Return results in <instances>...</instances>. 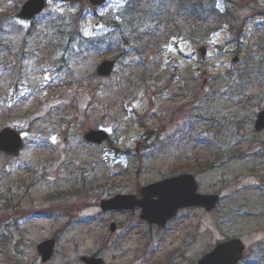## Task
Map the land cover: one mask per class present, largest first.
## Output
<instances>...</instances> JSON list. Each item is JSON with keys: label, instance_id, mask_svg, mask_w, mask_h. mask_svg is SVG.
Returning a JSON list of instances; mask_svg holds the SVG:
<instances>
[{"label": "rangeland", "instance_id": "obj_1", "mask_svg": "<svg viewBox=\"0 0 264 264\" xmlns=\"http://www.w3.org/2000/svg\"><path fill=\"white\" fill-rule=\"evenodd\" d=\"M24 1L0 0V130L24 141L17 157L0 154V264H189L231 237L245 245L239 264H264V131L253 130L264 0H199L202 21L183 0H47L23 21ZM227 12L232 25L219 27ZM112 58L114 74L97 77ZM89 129L109 140L85 144ZM184 171L220 196L212 212L182 211L159 231L137 211L99 209ZM50 238L42 263L36 246Z\"/></svg>", "mask_w": 264, "mask_h": 264}, {"label": "water", "instance_id": "obj_2", "mask_svg": "<svg viewBox=\"0 0 264 264\" xmlns=\"http://www.w3.org/2000/svg\"><path fill=\"white\" fill-rule=\"evenodd\" d=\"M92 6H98L105 0H88ZM44 7V0H28L23 4L18 17L21 19H31L39 14ZM201 59H204L205 48L198 50ZM114 61H104L97 67L96 73L100 77L110 76L113 70ZM256 131L264 129V110L259 112L254 122ZM87 142L101 144L107 139V135L101 130H90L84 135ZM20 134L10 128L0 131V152L8 156H17L23 148ZM197 184L193 176L188 174L172 177L139 190L141 198L134 195H117L110 199L103 200L100 208L103 211H127L140 208L139 218L148 224H156L163 227L167 220L175 216L176 212L182 208L201 207L210 211L218 201L216 195H201L197 193ZM113 232L114 224L110 227ZM55 242L51 240L43 241L37 246V251L42 262L50 259ZM244 247L237 239H232L224 243L217 244L215 248L197 262V264H236L241 257ZM85 264H103L95 257H82L80 259Z\"/></svg>", "mask_w": 264, "mask_h": 264}, {"label": "trees", "instance_id": "obj_3", "mask_svg": "<svg viewBox=\"0 0 264 264\" xmlns=\"http://www.w3.org/2000/svg\"><path fill=\"white\" fill-rule=\"evenodd\" d=\"M197 2H198V0H197ZM182 5L180 6V8H181V11L182 12H188V7H189V3H188V0H183V1H181L180 2ZM196 5H198V3H196ZM195 5V7H193L194 8V10H190V12H188V14L189 13H194V14H191L192 15V17L194 18V19H198V14H197V12L195 11V9H197L198 7ZM188 16V15H187ZM217 17L219 18V22L220 23H222V21H224V20H222V17L223 16H221V15H217ZM115 23V22H114ZM220 25V24H219ZM115 26H118V24H116L115 23ZM119 27V26H118Z\"/></svg>", "mask_w": 264, "mask_h": 264}, {"label": "flooded vegetation", "instance_id": "obj_4", "mask_svg": "<svg viewBox=\"0 0 264 264\" xmlns=\"http://www.w3.org/2000/svg\"><path fill=\"white\" fill-rule=\"evenodd\" d=\"M173 222V220L172 221H169V222H167V224H166V228H168V226L171 224ZM150 227H155V226H153V225H150ZM156 228V227H155ZM156 229H158V228H156ZM159 231H161V230H164V229H158Z\"/></svg>", "mask_w": 264, "mask_h": 264}]
</instances>
